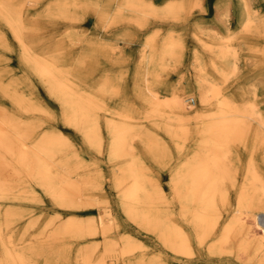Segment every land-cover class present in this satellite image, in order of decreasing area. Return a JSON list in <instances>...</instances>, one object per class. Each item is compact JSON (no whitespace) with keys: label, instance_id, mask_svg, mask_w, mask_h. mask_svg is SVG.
<instances>
[{"label":"bare ground","instance_id":"obj_1","mask_svg":"<svg viewBox=\"0 0 264 264\" xmlns=\"http://www.w3.org/2000/svg\"><path fill=\"white\" fill-rule=\"evenodd\" d=\"M186 10L0 0V264H230L246 255L264 264V92L262 117L256 92L245 98L238 46L259 31L264 40V13L258 20L240 0L236 29L226 21L223 35L194 19L189 109V97L159 77L185 48L174 29L144 39L141 64L119 87L106 81L105 47L39 33L43 20L141 27L139 12L181 22ZM65 35L76 38L70 28ZM17 219H26L20 234ZM34 226L40 242L26 238Z\"/></svg>","mask_w":264,"mask_h":264},{"label":"rangeland","instance_id":"obj_2","mask_svg":"<svg viewBox=\"0 0 264 264\" xmlns=\"http://www.w3.org/2000/svg\"><path fill=\"white\" fill-rule=\"evenodd\" d=\"M151 2L156 8L157 12L164 7L166 3H174L177 6H183L187 8V16L181 21H173L170 17L159 14L151 13H141L136 15V18L144 25L141 27L130 26L126 24H115L104 27H97L94 23L95 18L92 16L86 17L84 21H66V22H55V21H45L42 23L44 29L39 33L46 36H50L51 41H60L66 44L74 45V47L82 48L88 43L92 45H101L105 47L106 57L101 59L105 61L102 65V69L105 73L106 81L109 84H116L122 86V83L127 81L128 78L133 74L135 68L140 65V51L143 48V41L148 36L157 32L159 36L166 33L169 29H174L177 33H181L184 39L185 48L179 57H168L166 65L161 68L159 77L167 86H172L177 88L179 91H183L185 96L189 97V102L185 104L186 108L189 109L194 105V100H196L195 92V61L193 58L192 51L194 46L197 44L192 38V22L194 19L203 20L209 19L210 23V33H216L217 35H223L225 33L226 27L225 22L228 21L227 25L230 30L234 31L236 29L237 20V5L240 0H146ZM249 4L250 10L255 11L258 15V20H263L264 13V0H246ZM185 10V8H184ZM31 16L38 13L36 9H29ZM28 11V12H29ZM123 11L124 18L131 17L125 10ZM134 17V16H132ZM70 28L74 31L76 36L73 41H70L66 37L67 29ZM8 38L11 44H15L14 38L11 33L7 32ZM127 34V36L125 35ZM64 38V39H63ZM158 45V44H157ZM263 32H256L255 35H251L247 39H241L238 42V46L241 53L240 62V76L244 77L245 98L251 99V91L254 90L255 101L258 109L261 111L263 117ZM249 46V48H248ZM253 47V50H252ZM149 50V47L147 48ZM204 55V54H203ZM248 57V58H247ZM137 64V65H136ZM242 65V66H241ZM240 77V78H241ZM164 94V91L161 92ZM107 99L110 101L112 99L108 94ZM174 121V119H171ZM251 126H256V121L251 120ZM160 175L166 179V172L164 170H159ZM227 214L220 221L218 228L221 227L223 221L227 219ZM115 216V213H114ZM26 219H17V234H20L21 230L19 228L24 226ZM126 221V220H125ZM40 224V222H39ZM35 226L30 227L26 238L33 242H40L42 238H36ZM118 236V235H117ZM115 236V237H117ZM144 236V237H143ZM142 238L145 242L150 243L146 234ZM147 238V239H146ZM55 242V247L61 245V242L57 240ZM49 241V246L54 243ZM57 242V243H56ZM153 247H149L145 250V256L147 257L152 251ZM212 264H218L221 262L217 257H211ZM248 255H246L241 260L234 259L229 261L230 264H255L254 261H247ZM223 263H227L223 262Z\"/></svg>","mask_w":264,"mask_h":264},{"label":"built area","instance_id":"obj_3","mask_svg":"<svg viewBox=\"0 0 264 264\" xmlns=\"http://www.w3.org/2000/svg\"><path fill=\"white\" fill-rule=\"evenodd\" d=\"M260 220L264 223V213H260Z\"/></svg>","mask_w":264,"mask_h":264}]
</instances>
